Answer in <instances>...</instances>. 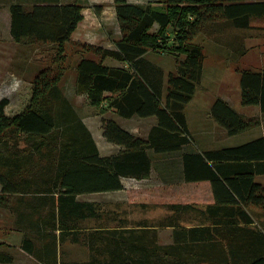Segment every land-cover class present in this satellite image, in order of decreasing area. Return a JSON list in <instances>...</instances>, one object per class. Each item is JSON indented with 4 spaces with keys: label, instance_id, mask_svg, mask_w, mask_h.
Here are the masks:
<instances>
[{
    "label": "trees",
    "instance_id": "1",
    "mask_svg": "<svg viewBox=\"0 0 264 264\" xmlns=\"http://www.w3.org/2000/svg\"><path fill=\"white\" fill-rule=\"evenodd\" d=\"M115 3L122 37L114 48L79 43L93 56L83 54L76 63V91L94 106L105 101L123 117L156 116L158 123L144 138L113 118H102L106 140L122 147L110 155H102L62 85L60 61L83 19V4L11 5L14 40L53 42L60 56L55 65L35 73L31 102L21 112L6 114L10 101L0 100V209L15 215L16 229L24 234L22 248L43 264H264V224L255 225L247 210L264 208V186L256 181L257 173H264V137L182 153L194 142L184 109L201 83L206 58L195 38L211 23L252 28L254 19L264 17V0ZM151 50L178 59L166 90L163 70L144 57ZM107 58L123 65L106 64ZM239 73L242 104L259 106L264 114V68ZM211 115L229 135L260 123L222 97L215 99ZM179 152L186 181L211 182L216 202L208 206L210 216L203 223L183 226L181 216L190 205L169 203L173 214L157 225L133 230L125 219L113 228L86 225L101 220L103 210L79 195L121 190L123 178L150 175L153 153ZM167 226L175 229L174 241L160 244L158 229ZM67 240L87 244L90 259L62 260L61 245ZM11 258L0 253V264Z\"/></svg>",
    "mask_w": 264,
    "mask_h": 264
},
{
    "label": "rangeland",
    "instance_id": "2",
    "mask_svg": "<svg viewBox=\"0 0 264 264\" xmlns=\"http://www.w3.org/2000/svg\"><path fill=\"white\" fill-rule=\"evenodd\" d=\"M80 2L83 4L82 13L85 21L81 25L82 31L78 33V36L86 41L71 39L66 43V56L63 61H60V65L65 68L62 85L65 94L72 100L76 108L80 109L78 113L86 116L90 125L95 127V137L102 152L108 153L116 151L118 146L110 144L104 138L98 129L99 124L97 122L98 116L108 109L105 105L107 102L104 101L98 106L92 105L87 95L78 93L76 88L74 89V85L77 75L76 63L80 56L83 54L93 56L92 53H84L79 43L115 45V42L122 37L116 13V0H80ZM98 6L101 8L100 11H97ZM84 10L86 12H83ZM253 22L263 25L264 17L254 19ZM84 25L87 29H84ZM250 33L253 34L252 37H249ZM88 36L90 37L88 38ZM195 42L204 45L206 55L204 78L200 85L201 88L197 91V96H201L199 100L201 109H206L204 108L205 103L202 102L205 96L209 97L210 95L212 97L214 94L229 99L239 111H244V107H253L241 104L239 71L247 68L257 69L264 65V29L256 27L252 31L245 32L223 22L211 23L195 38ZM21 48L22 50L20 49L18 52L20 56L12 60L0 58V71L8 69L12 72L9 79L0 80V100L8 98L10 101L5 110L8 115L21 112L31 102L32 80L35 73L42 67L55 65V59L60 57L56 48H40L39 54L29 55L26 58L27 53L23 51L26 45L23 46L22 44ZM244 49L246 52L242 53L241 51ZM150 52L148 57L151 60L162 65L168 61V53H162L158 50H151ZM105 60L108 61L109 59ZM109 62L115 63L111 60ZM204 86L206 87L204 88ZM192 104L188 106L189 112L196 110V104ZM247 111L249 114L258 113L255 108L247 109ZM145 126L147 125L143 122L140 124L141 129ZM243 136L242 133L229 136L227 139L229 142L226 143H234V141L239 143L243 141ZM195 141L200 145L199 139H195ZM188 146L196 147L195 142ZM166 157L156 154L154 156L155 165L150 175L143 179H126L127 189L125 191L79 195L80 200L94 202L103 210L101 220H91L86 225L113 228L120 225L121 219H125L126 228L137 230L140 226L157 225L161 220L172 215L173 212L166 208V201L193 199V193L196 194L201 188L200 186L194 184L167 186L160 182V175L165 173L163 169H165ZM15 220V215L0 209V251L18 253L19 242L17 237H13V232L16 230ZM174 230L170 227H160L158 229V242L160 244L172 243L175 235ZM60 258L65 261L84 262L90 258V252L84 244H74L67 240L61 245ZM25 264H31V262Z\"/></svg>",
    "mask_w": 264,
    "mask_h": 264
},
{
    "label": "crops",
    "instance_id": "3",
    "mask_svg": "<svg viewBox=\"0 0 264 264\" xmlns=\"http://www.w3.org/2000/svg\"><path fill=\"white\" fill-rule=\"evenodd\" d=\"M75 1L76 0H0V58L5 59V60H10V59L12 60V59L20 56V54H18V52H20V49L22 50V48H21L22 44H23V46L26 45V48H23V51H25V53H27L26 58L29 57V55L35 56L36 53L39 54L40 48H51V49L56 48V44L53 42H35V41H27V40H23L21 42H18L16 40H14L12 33H11L12 15H11V9L10 8H11L12 4L21 3L27 7H32L33 5L69 4V3H74ZM128 1L133 2V3H147L149 1H154V0H128ZM249 1H254V0H249ZM83 12H86V10H84ZM84 21H85V19H82L78 23L76 29L73 31V33L71 35V39H76L77 41H86L84 38H82V37L79 38V36H78V33L82 31L81 25L83 24ZM252 26H253L252 28L245 29L243 31H245V32L246 31H252L256 27L257 28L260 27L261 29H264V24L259 25V24L252 22ZM84 29H87L85 25H84ZM83 31H85V30H83ZM120 34H121V31H120ZM252 35L253 34L250 33L249 37H252ZM89 37L90 36H88V38ZM99 45L104 46V47H108V48H114V46H115V45H111V44H107V45L99 44ZM150 53H151L150 51L147 52L144 55V57L149 59L153 63H155L157 66H159L163 70L164 78H165V90H166L167 76L170 72L177 71L178 59H176L175 56L167 55V56H169L168 61L165 64L163 63V65H162L160 63H157V62L151 60L148 57V55ZM7 57H8V59H6ZM107 59L115 62V63H110L109 60L104 61L106 64H109L111 66H122L123 65L119 61L114 60L112 58H107ZM259 68H264V65L259 67ZM11 73L12 72H10L8 69L7 70L4 69V70L0 71V80H4L7 78L9 79ZM203 78H204V72H203L201 83L203 81ZM201 83L197 87L193 99L186 105V107L184 109L185 114H186V118H187V122H188V127H189L191 134H192V137L194 138V142H195L196 147L191 148L190 146H186V147H184L182 153L185 151H203V150H207V149L221 148V147H225V146H234V145H239V144L248 142L250 140H253V139H256L259 137H264V114L262 113L259 106L244 105V106H253V107H249V108L244 107V109H245L244 111H239L238 109L235 108V105H233V103H231V101L229 99L222 97L240 113H242L248 117L258 116L260 118L259 125L251 128L249 130H246L244 132H241L242 135H244L242 137L243 141H240L239 143H237L236 141H234V143H226V142H229L227 140V139H229V136H233V135H229L227 133L226 129L223 128L218 122H216L211 115V108H212V105H213L215 99L217 97H221V96H218L217 94H214L212 97H210V95H209V97L205 96V99L202 102L205 103L206 106H204V108H206V109L205 110L201 109L202 106H200L201 103L199 102L201 96L200 95L197 96V91L199 88H201V86H200ZM205 87L206 86H204V88ZM75 88H76V86L74 85V89ZM240 99H241V89H240ZM192 103L194 105L196 104V106H197L195 112L194 111L193 112L188 111V106L191 105ZM241 104H242V101H241ZM105 105H107V104L105 103ZM250 108L257 109L258 113L249 114L247 109H250ZM78 110H80V109L78 108ZM81 116L83 117L84 122L86 123V125L88 126L90 131L92 132V135H93L102 155H110V154H114V153H117L120 151L119 149L122 147L117 145L118 149L116 151H111L108 153L102 152V149L99 145V142H98L97 138L95 137L96 136V132L94 129L95 127H92L90 125V122L87 120V117L84 116L82 113H81ZM104 117L105 118H113L118 124H120V126L125 128L126 130L132 132L135 135H138V136H141L144 138H146L149 135L151 128L158 123V119L156 116L140 117V116L134 115L132 117H123V116L119 115L115 109L108 108L106 110V112H103L98 116V121H97L99 124L98 129L102 133V135H103V129H102L101 120ZM142 122L145 123L147 126H145V128L141 129L140 124ZM241 133H238V134H241ZM235 135H237V134H235ZM195 139L200 140L199 141L200 145L195 141ZM110 144H113V143H110ZM182 153L179 152V153H172V154H163L164 156H167L168 158L166 157L165 169H163V170H165V173H164V175H160V182L163 183L164 185H167V186L168 185L174 186V185H179V184H194L198 187L200 186L201 188H203V189L200 188L196 192V194L193 193V199H191V200H186V201L170 200V201H166V204H169V203L189 204L190 205L189 210L187 212L182 213L181 224L183 226H186V227H192L195 225H199L200 223H203L204 220L208 216H210V214L208 213V206L215 204L216 200L214 198L212 185H211V182L209 180L190 182V181H186L184 179V165L182 162ZM155 155L156 154L153 153V157ZM154 165L155 164H153V168H154ZM160 170H161V168H160ZM126 179H128V178H123L124 188L121 190H117V191H123V190L125 191L127 189V186L125 184ZM256 181L261 183L264 186V173H257ZM0 189H1V186H0ZM247 210L254 217L255 225L264 224V208L250 206L247 208ZM167 227L174 229L173 226H167ZM13 233H14L13 237H17L16 239L19 242L18 246H17V248H18L17 252L18 253H12L10 251H5V250L0 251V253L5 254L8 258H9V256L12 257L10 262L3 263V264H18L19 262H21L19 264H25L26 262H31V264H43L42 262L37 260L35 257L28 254L22 248L21 243H22V240L24 237L23 232L16 229ZM174 233H175V230H174ZM70 242H72V241L70 240ZM72 243L78 244L77 242H72ZM84 245H85L86 249L89 250L88 245L87 244H84ZM89 259L90 258H88L87 260H89ZM87 260H85V261H87Z\"/></svg>",
    "mask_w": 264,
    "mask_h": 264
}]
</instances>
